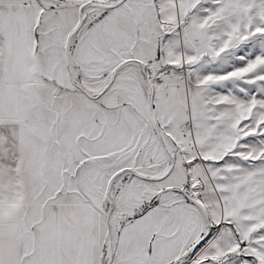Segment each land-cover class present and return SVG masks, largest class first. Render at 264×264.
Segmentation results:
<instances>
[{"label":"snow or ice","instance_id":"6c2138e0","mask_svg":"<svg viewBox=\"0 0 264 264\" xmlns=\"http://www.w3.org/2000/svg\"><path fill=\"white\" fill-rule=\"evenodd\" d=\"M0 264H264V0H0Z\"/></svg>","mask_w":264,"mask_h":264}]
</instances>
